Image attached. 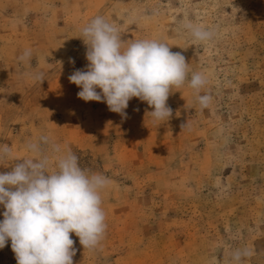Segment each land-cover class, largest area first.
<instances>
[{
  "label": "rangeland",
  "instance_id": "rangeland-1",
  "mask_svg": "<svg viewBox=\"0 0 264 264\" xmlns=\"http://www.w3.org/2000/svg\"><path fill=\"white\" fill-rule=\"evenodd\" d=\"M97 16L128 43L156 40L184 55L189 79L206 78L208 106L187 81L171 90L168 121L138 98L126 119L78 98L68 77L88 63L81 29ZM188 23L213 38L196 41ZM3 145L11 156L0 172L45 156L52 172L71 150L82 169L109 178L104 238L89 249L73 233L74 264H232L236 250L249 253L242 264H264V0H0ZM0 264H16L10 241Z\"/></svg>",
  "mask_w": 264,
  "mask_h": 264
},
{
  "label": "clouds",
  "instance_id": "clouds-1",
  "mask_svg": "<svg viewBox=\"0 0 264 264\" xmlns=\"http://www.w3.org/2000/svg\"><path fill=\"white\" fill-rule=\"evenodd\" d=\"M184 27L196 41L214 36L213 30L191 23ZM80 38L86 45L88 63L68 79L80 89L77 96L83 101L104 102L109 111L126 119L129 101L138 98L152 109L148 113L154 121H168L173 114L167 105L171 90L187 81L200 106H208L211 97L200 95L206 78L194 72L189 79L184 55L171 51L166 43L151 39L128 43L103 16L91 19L81 29ZM30 57L31 51L25 50L20 59ZM33 78L43 81L42 74ZM41 139L47 141V137ZM27 147L32 153L40 152L38 143ZM54 151L60 152L59 147ZM10 156L11 148L0 146V159ZM13 161L20 162L11 171L0 172V206L4 209L0 249L10 241L16 264H74L77 249L73 233L83 248H96L107 228L101 194L110 184L109 178L82 169L71 150L55 160L56 170L52 172L46 156ZM247 255L246 250H236L232 264H242Z\"/></svg>",
  "mask_w": 264,
  "mask_h": 264
}]
</instances>
